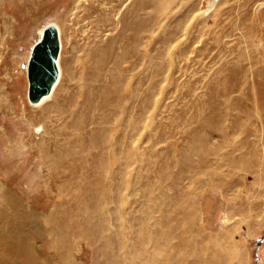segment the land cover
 <instances>
[{
    "label": "rangeland",
    "instance_id": "obj_1",
    "mask_svg": "<svg viewBox=\"0 0 264 264\" xmlns=\"http://www.w3.org/2000/svg\"><path fill=\"white\" fill-rule=\"evenodd\" d=\"M35 262L264 264V0H0V264Z\"/></svg>",
    "mask_w": 264,
    "mask_h": 264
},
{
    "label": "water",
    "instance_id": "obj_2",
    "mask_svg": "<svg viewBox=\"0 0 264 264\" xmlns=\"http://www.w3.org/2000/svg\"><path fill=\"white\" fill-rule=\"evenodd\" d=\"M25 66L28 88L27 99L31 104H37L49 95L57 82L59 71L57 59L60 53V40L57 27L48 24L43 32L33 41Z\"/></svg>",
    "mask_w": 264,
    "mask_h": 264
},
{
    "label": "bare ground",
    "instance_id": "obj_3",
    "mask_svg": "<svg viewBox=\"0 0 264 264\" xmlns=\"http://www.w3.org/2000/svg\"><path fill=\"white\" fill-rule=\"evenodd\" d=\"M76 2V1H75ZM50 24H53V23H50ZM48 25V24H47ZM46 26V25H45ZM57 27V26H56ZM43 29H44V27L43 28H40V29H38V31H37V37L43 32ZM57 31H58V34H59V40H60V48H61V39H60V30H59V28L57 27ZM60 54V53H59ZM29 56H30V54H29ZM29 56H28V58H26V61H25V65H27V62H28V59H29ZM92 61V60H91ZM22 64V63H21ZM21 64H20V66H21ZM93 64H94V62H93ZM93 66V65H92ZM89 67V66H88ZM57 68H58V71H59V76H58V79H57V82L54 84V86H53V90H52V92L49 94V95H47V96H44L40 101H39V103H37V104H31V105H34V106H39V105H41L43 102H45V101H47L50 97H51V95H52V93H53V91H54V89H55V87H57V84H58V82H59V80H60V78H61V75H62V70H61V68H60V64H59V56H58V59H57ZM90 69V68H89ZM26 70V69H25ZM23 72V71H22ZM26 74V73H25ZM26 77H27V74H26ZM20 247V246H19ZM16 248V250H19L20 248H18V247H15ZM19 252H22V253H19ZM18 253H19V255H21L22 256V258H23V260H25L26 262L27 261H31V262H33L34 261V259H33V257L30 255V253H25L24 251H23V249H21V250H19L18 251ZM18 257V256H17ZM22 258H20V259H22ZM34 258H36V257H34ZM36 260H37V258H36ZM40 262V261H39ZM23 263H24V261H23ZM32 264V263H31ZM34 264H36V262L34 263Z\"/></svg>",
    "mask_w": 264,
    "mask_h": 264
}]
</instances>
